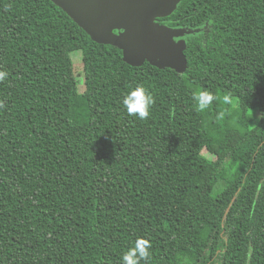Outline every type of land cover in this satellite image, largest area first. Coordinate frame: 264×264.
Masks as SVG:
<instances>
[{
	"label": "trees",
	"instance_id": "16d2710c",
	"mask_svg": "<svg viewBox=\"0 0 264 264\" xmlns=\"http://www.w3.org/2000/svg\"><path fill=\"white\" fill-rule=\"evenodd\" d=\"M159 21L200 28L183 73L125 63L51 0H0V264H122L137 238L147 264H264V0ZM136 84L147 119L122 104ZM200 88L239 103L196 112Z\"/></svg>",
	"mask_w": 264,
	"mask_h": 264
},
{
	"label": "water",
	"instance_id": "95a60500",
	"mask_svg": "<svg viewBox=\"0 0 264 264\" xmlns=\"http://www.w3.org/2000/svg\"><path fill=\"white\" fill-rule=\"evenodd\" d=\"M51 1L93 41L120 49L123 61L129 65L140 66L146 61L178 73L188 67L184 36L200 28L170 26L159 21L173 13L181 0Z\"/></svg>",
	"mask_w": 264,
	"mask_h": 264
},
{
	"label": "clouds",
	"instance_id": "9594fccd",
	"mask_svg": "<svg viewBox=\"0 0 264 264\" xmlns=\"http://www.w3.org/2000/svg\"><path fill=\"white\" fill-rule=\"evenodd\" d=\"M4 75V73H0V79ZM192 99L195 102V111L201 113L209 109L215 101L232 107H235L239 103L238 100L233 98L231 93L219 96L203 88L195 90L192 94ZM154 102L153 96L142 84H136L135 87L130 88L122 98V104L127 113L142 120L149 117L150 108ZM225 115L226 111H221L218 114V118L223 120ZM261 115L264 116V114ZM150 248L151 243L148 239L137 238L134 245L122 255V264H140L141 260H144L145 264H147V261L150 259Z\"/></svg>",
	"mask_w": 264,
	"mask_h": 264
},
{
	"label": "rangeland",
	"instance_id": "374dc122",
	"mask_svg": "<svg viewBox=\"0 0 264 264\" xmlns=\"http://www.w3.org/2000/svg\"><path fill=\"white\" fill-rule=\"evenodd\" d=\"M70 56L72 58L73 64H74V74L75 77L79 80V89L82 90L84 88L83 79V69H82V57L81 52L79 50H74L70 53ZM256 112V115H259V112L254 109Z\"/></svg>",
	"mask_w": 264,
	"mask_h": 264
},
{
	"label": "flooded vegetation",
	"instance_id": "af4514ba",
	"mask_svg": "<svg viewBox=\"0 0 264 264\" xmlns=\"http://www.w3.org/2000/svg\"><path fill=\"white\" fill-rule=\"evenodd\" d=\"M169 25V24H168ZM171 26V25H170Z\"/></svg>",
	"mask_w": 264,
	"mask_h": 264
}]
</instances>
